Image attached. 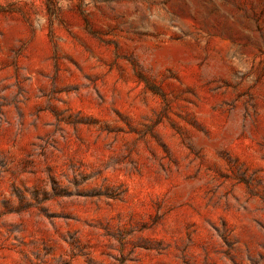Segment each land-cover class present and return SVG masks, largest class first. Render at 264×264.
I'll use <instances>...</instances> for the list:
<instances>
[{
	"label": "rangeland",
	"instance_id": "obj_1",
	"mask_svg": "<svg viewBox=\"0 0 264 264\" xmlns=\"http://www.w3.org/2000/svg\"><path fill=\"white\" fill-rule=\"evenodd\" d=\"M0 264H264V0H0Z\"/></svg>",
	"mask_w": 264,
	"mask_h": 264
}]
</instances>
